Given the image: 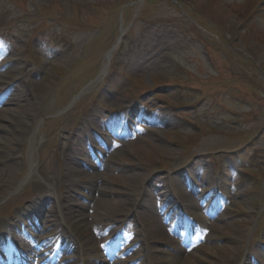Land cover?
Here are the masks:
<instances>
[{
  "label": "rangeland",
  "instance_id": "1",
  "mask_svg": "<svg viewBox=\"0 0 264 264\" xmlns=\"http://www.w3.org/2000/svg\"><path fill=\"white\" fill-rule=\"evenodd\" d=\"M181 2L0 0V225L38 199L94 264H264V0Z\"/></svg>",
  "mask_w": 264,
  "mask_h": 264
},
{
  "label": "bare ground",
  "instance_id": "2",
  "mask_svg": "<svg viewBox=\"0 0 264 264\" xmlns=\"http://www.w3.org/2000/svg\"><path fill=\"white\" fill-rule=\"evenodd\" d=\"M16 111H18L17 113H19V112H22L21 111V109L19 110V107H15V108H13L12 109V112H16ZM2 114H4V116H8V115H10V113H11V111L10 112H8V111H2L1 112ZM11 114H13V113H11ZM27 116H28V114H27ZM8 124H6L5 126L3 125V126H1V129L3 128L4 130H7L8 132H11V131H13L14 133H15V128H14V125H15V127H17L18 126V123H17V120L16 119H14L12 116H11V120L9 119L8 120ZM30 136V135H29ZM1 138L2 137H0V140H1ZM29 138V137H28ZM32 138H33V136H30V145H31V148H30V154H29V167H30V169H29V172H28V175L29 176H31V174H32V172H34V173H36V161H35V156H34V152H35V149H34V147H33V140H32ZM0 162H4L1 158H0ZM7 161H5V163H6ZM4 163V164H5ZM1 164V163H0ZM40 197V196H39ZM41 204V201H39L38 199L35 201H33L31 204H29V205H27L25 208H23L18 214H19V220H17L15 217H13V218H11V219H6V221H3V222H1V225H2V227H1V230H0V253H1V249L3 248V247H5V244L3 243V241H2V237L3 236H6V237H8L9 238V240L11 241V242H13V238L15 237V235H16V233H17V231H16V227H17V225H21V224H18L19 223V221H20V219H22V218H24L25 217V215H26V217L27 216H30V215H32L33 213H36V214H38V213H41L42 214V212L44 211L43 209L42 210H40V209H38V208H41V207H38L37 205L38 204ZM38 210H39V212H38ZM49 213V212H48ZM61 213V212H60ZM130 213H132V211L130 212ZM136 211L135 212H133L132 214H131V216L129 215V217L127 218V217H122V220H119V221H115L114 222V224H118V222H120V221H124V222H120L121 223V225H123L124 223H126V221L125 220H128V219H130V218H132V217H134V218H136L137 219V215H136ZM61 217H62V215H61ZM30 218V217H29ZM73 219H71V218H63V220H61V224H58L57 222H56V220L55 221H51V220H47V219H44L42 222H41V224H39V226L38 227H42L43 229H46V228H48L49 226H51V224L53 223V222H55L54 224H53V226H54V231H57V228H59L61 225L63 226V228L65 227V230H66V228H67V232H70V233H78V232H80V230L84 227V223H82L81 225H80V223H79V221L77 220V221H75L76 220V218L75 217H72ZM75 219V220H74ZM124 219V220H123ZM25 220H27L26 218H25ZM24 226V225H23ZM37 227V226H36ZM26 228L30 231V232H32L33 231V229L31 228V226H26ZM57 233V232H56ZM94 237H96V235H94ZM67 243H68V245H72L73 247H74V249H73V253L76 255L77 254V256H78V249H81V248H86L87 247V245H86V243H84V244H82V243H80L79 241L78 242H76L77 244H75V242H73L71 239H68V241H67ZM181 251V250H180ZM182 252V251H181ZM199 253V251L197 250V251H195V252H191V254L190 255H197ZM98 259L101 261V262H104V264H105V261H107V263L108 264H118V262L117 261H113V262H110V261H108V259L104 256V255H100V257H98ZM76 261V260H75ZM78 262H79V264H94V262H88V260L86 259V261H84V258H81V257H79L78 256Z\"/></svg>",
  "mask_w": 264,
  "mask_h": 264
}]
</instances>
